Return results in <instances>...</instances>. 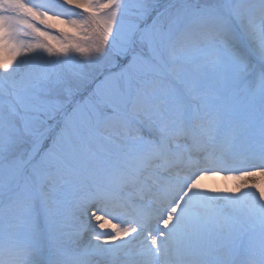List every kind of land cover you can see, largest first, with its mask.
<instances>
[{"label":"snow or ice","instance_id":"6c2138e0","mask_svg":"<svg viewBox=\"0 0 264 264\" xmlns=\"http://www.w3.org/2000/svg\"><path fill=\"white\" fill-rule=\"evenodd\" d=\"M0 264H264V0H0Z\"/></svg>","mask_w":264,"mask_h":264},{"label":"bare ground","instance_id":"6f19581e","mask_svg":"<svg viewBox=\"0 0 264 264\" xmlns=\"http://www.w3.org/2000/svg\"><path fill=\"white\" fill-rule=\"evenodd\" d=\"M204 183L207 184L209 187H211L213 185V183H217V184H220L222 186L225 182L222 180H218V181L205 180Z\"/></svg>","mask_w":264,"mask_h":264},{"label":"rangeland","instance_id":"374dc122","mask_svg":"<svg viewBox=\"0 0 264 264\" xmlns=\"http://www.w3.org/2000/svg\"><path fill=\"white\" fill-rule=\"evenodd\" d=\"M162 6L166 5L168 3V0H159Z\"/></svg>","mask_w":264,"mask_h":264}]
</instances>
